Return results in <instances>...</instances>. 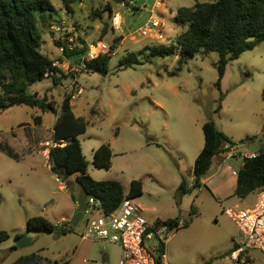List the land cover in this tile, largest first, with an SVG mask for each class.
<instances>
[{
	"label": "rangeland",
	"instance_id": "1",
	"mask_svg": "<svg viewBox=\"0 0 264 264\" xmlns=\"http://www.w3.org/2000/svg\"><path fill=\"white\" fill-rule=\"evenodd\" d=\"M197 1L215 0H165L158 9L154 8L155 0H129L130 4L127 0H83L74 6V14H69L60 0H52L55 11L44 16L49 24L64 23L65 29L55 33L39 20L44 55L59 60L62 51L55 41L81 45L80 38L95 56L112 47L115 53L107 76L71 64L70 71L64 73L69 78L63 84L56 85L48 77L28 89L29 94L47 95L58 104L65 94H75L74 113L88 122L87 132L79 139L89 163L88 174L94 180H117L126 194L132 181L141 180L143 195L135 201L145 211L150 225L176 218L182 225L188 223L185 228L165 232L147 243L153 250L160 241L164 242L168 264H226V254L241 242L242 236L225 211L235 206L249 208L264 192L261 189L244 199L231 191L220 196L208 184L194 189L177 204L175 195L182 180L193 187L195 161L205 142L202 126L209 120L235 143L231 149L234 155L225 159L221 177L237 174L245 155L264 152V41L229 63L221 90L217 87V53L197 54L181 71L177 56L147 60L153 48L176 43L182 31L173 22L177 10L192 7ZM117 12L123 18L120 30H114L111 23ZM95 13H100L101 18ZM154 18L163 25V40L143 34L142 29ZM130 55L144 64L120 69V62ZM63 62L71 63L67 59ZM78 89H82L81 94H77ZM220 104L222 109L217 112ZM34 116H41L43 125L36 129L34 155L30 152L28 157L15 145L11 133L20 122L33 124ZM56 121V115L26 106L0 113V140L5 139L20 155L15 159L0 150V231L11 235L10 240L0 243V264H12L33 253L50 264H120L118 246L81 239L86 215L66 236L27 228L29 218L36 216L62 224V217L70 215L72 195L77 201L83 195L75 177L67 183L52 172L44 154L46 147L39 145L54 142ZM102 144H110L113 151L110 170L93 165V152ZM62 184L66 187L62 188ZM17 235H26L33 244L11 250ZM161 252H155L156 257ZM252 256L254 264H264V253L253 251Z\"/></svg>",
	"mask_w": 264,
	"mask_h": 264
},
{
	"label": "trees",
	"instance_id": "2",
	"mask_svg": "<svg viewBox=\"0 0 264 264\" xmlns=\"http://www.w3.org/2000/svg\"><path fill=\"white\" fill-rule=\"evenodd\" d=\"M69 14H74V6L83 0H60ZM52 0H0V113L14 107L27 106L40 110L43 114L52 113L57 116L53 138L59 146L50 148L49 162L52 172L62 181L75 177L82 187L83 193L94 197L102 203V212H114L125 198L137 199L143 195L144 184L141 180H134L130 191L126 194L123 185L117 180L96 181L88 174L89 163L83 151L80 136L87 132L88 122L77 117L73 108V94H65L61 104L48 96L29 94L28 89L46 78H53L56 85L63 84L68 79L62 70L54 67L55 60L44 55L42 36L39 32V20L49 24L45 13L54 12ZM94 16L100 17V13ZM173 22L182 27L176 43L169 47L153 48L147 57L166 58L178 57V70L195 58L197 54L217 53L219 55L218 89L225 76L229 63L253 50L264 41V0H215L213 2H196L192 7L178 8ZM103 35H107L104 28ZM79 44L69 41H55V45L62 51L60 62L67 59L72 64L84 65L90 73L107 76L109 64L116 48L102 51L97 57L88 61L84 57L90 54L89 46L81 38ZM70 45H75L70 50ZM82 46V47H81ZM76 56L80 59L74 61ZM58 60V61H59ZM135 55H130L120 62V69L134 68L143 65ZM48 75V76H47ZM264 96V90H263ZM222 109L221 104L217 112ZM95 113V111H93ZM36 125H41V116H34ZM204 134V148L197 157L194 165V184L190 187L183 179L175 198L177 204L181 199L191 194L194 189L203 187V180L213 166L216 158L225 160L235 143L227 137L215 124L209 120L202 126ZM264 131V127H263ZM10 154V153H9ZM113 151L110 144H102L93 152V165L98 169L112 168ZM264 189V152L252 157H245L244 163L237 173V187L235 195L247 198L249 195ZM194 213L192 208L191 215ZM157 229L168 226L169 233L185 228L179 218L167 221H157ZM29 231L58 232L66 236L74 232L72 222L55 224L44 216L29 218ZM20 235H17L19 237ZM11 239L6 231H0V243ZM226 254L229 256L231 251ZM165 244L162 242L161 249ZM17 249L15 246L11 250ZM12 264H50V261L40 254H30L20 257Z\"/></svg>",
	"mask_w": 264,
	"mask_h": 264
},
{
	"label": "built area",
	"instance_id": "3",
	"mask_svg": "<svg viewBox=\"0 0 264 264\" xmlns=\"http://www.w3.org/2000/svg\"><path fill=\"white\" fill-rule=\"evenodd\" d=\"M126 3L130 4L129 0ZM122 5L126 6L124 2ZM164 5L165 0H155L154 2V8L156 9ZM111 23L114 30H120L123 25L121 14L115 13L112 16ZM64 29V23L51 25V30L55 33H61ZM142 30L144 35L155 36L158 40L165 39L163 25L156 18L152 19ZM74 48L75 45H70V50ZM97 56L90 52V54L84 57V60L88 61ZM71 64L55 60L54 67L65 73L70 71ZM82 66L85 68L84 65ZM73 87L76 88V83ZM81 93L82 89H78L77 94ZM74 97L75 94L73 95V99ZM43 146L46 147V150H49L54 146H59V143L55 141L51 144L46 142ZM233 155L234 153L231 151L227 154L226 158L233 157ZM263 193L259 194L258 201L249 208L240 209L238 206H235L225 211L236 224L242 236L241 242L236 243L237 246L227 257L226 264H254L255 258L252 256V252L259 251L264 253ZM87 203L88 209L84 213L87 219L82 232V238L85 241H100L118 245L123 252L120 264H168L166 254L161 249V241L159 247L155 246L153 250L147 245L148 241H153L155 237L168 232V226H162L157 229L156 223L150 225L143 214L142 207L136 203L135 199L125 198L120 206L110 214L102 212L101 201L94 197H88ZM160 250L162 251L161 255L156 257L155 252Z\"/></svg>",
	"mask_w": 264,
	"mask_h": 264
},
{
	"label": "crops",
	"instance_id": "4",
	"mask_svg": "<svg viewBox=\"0 0 264 264\" xmlns=\"http://www.w3.org/2000/svg\"><path fill=\"white\" fill-rule=\"evenodd\" d=\"M198 2H200V1H198ZM72 104H73V102H72ZM42 125H43V122H42L41 125H36L35 122L33 124L31 122H20V123L17 124V130L13 129V131L11 133L13 138H14L15 145H17L19 148L23 149V152H25L28 157L30 155V152H32V156L34 155V151H35V147H36V141H35L36 140V138H35L36 129H37V127L42 126ZM5 141H6L5 139H1L0 140V150L4 154H6L8 157L18 159L20 157V155L16 152L15 148L11 147ZM45 143L46 142H40L39 145L41 146V145H44ZM203 148L204 147L202 146L201 149L203 150ZM49 152H50V149L49 150L48 149L44 150V154L45 155L47 154L48 158H49ZM25 153L23 154V156L25 155ZM256 154H258V153H252L250 155H245L244 158L245 157H252V156H254ZM235 156H236V154H235ZM224 162H225V160L220 159V158H216L213 161V166L211 168V170H212L213 168L216 167L215 168L216 169L215 172L211 176H208V177H207V175H208L207 174L205 176L204 180H203V186L207 185V187H208V184L212 185L211 186L212 190L216 191L218 193V195H220V196L223 195V194H226L227 191H231L232 193L235 194V190H236V187H237V174H235V175L233 174V175L228 176V177L227 176L221 177L220 171L225 168L224 167ZM65 187L66 186L64 184H62V188H65ZM82 194H84L83 191H82ZM71 199L73 201V205H71L70 208H69V214L70 215L62 217V219H61L62 223L71 222L73 216L77 213V210H78L77 200H76V198L73 195H72ZM144 212H143V214H144ZM83 229H84V227H83ZM81 239L83 241H85L82 238V234H81ZM85 242L93 243V241H85ZM94 242H100V241H94ZM107 244H110V243H107ZM112 245H114V244H112ZM114 246H118V245H114ZM118 248L121 250L120 252H121V255L123 256L122 249L119 246H118ZM84 262H86V260H84ZM62 264H68V263L64 262Z\"/></svg>",
	"mask_w": 264,
	"mask_h": 264
},
{
	"label": "water",
	"instance_id": "5",
	"mask_svg": "<svg viewBox=\"0 0 264 264\" xmlns=\"http://www.w3.org/2000/svg\"><path fill=\"white\" fill-rule=\"evenodd\" d=\"M80 58L81 56H76L73 60L77 61ZM87 201H88V196L85 194H83L81 198L77 201L78 210L71 220L74 228H76L79 225V223L82 221L84 213L88 209ZM32 244H33L32 239L27 237L26 235L19 236L15 239V247L17 249H24L26 247L31 246ZM105 264H108V263H105Z\"/></svg>",
	"mask_w": 264,
	"mask_h": 264
}]
</instances>
